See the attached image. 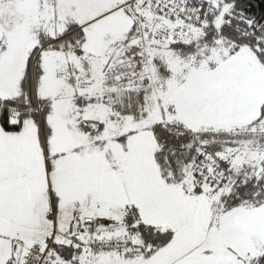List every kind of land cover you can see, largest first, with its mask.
Listing matches in <instances>:
<instances>
[{"label":"snow or ice","instance_id":"1","mask_svg":"<svg viewBox=\"0 0 264 264\" xmlns=\"http://www.w3.org/2000/svg\"><path fill=\"white\" fill-rule=\"evenodd\" d=\"M0 264H264V0H0Z\"/></svg>","mask_w":264,"mask_h":264}]
</instances>
